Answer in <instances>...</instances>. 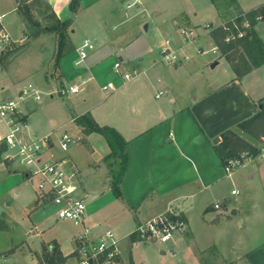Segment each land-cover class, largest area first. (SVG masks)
I'll return each mask as SVG.
<instances>
[{
	"label": "crops",
	"instance_id": "0c3cea01",
	"mask_svg": "<svg viewBox=\"0 0 264 264\" xmlns=\"http://www.w3.org/2000/svg\"><path fill=\"white\" fill-rule=\"evenodd\" d=\"M14 1L16 4L13 8H8L6 4L5 9L2 8L4 5L0 7V17L13 40L19 44L26 38L23 39L22 34L29 27L19 11V0ZM43 1L48 3L60 21L70 20L69 39L74 51L56 65L55 77H48L49 68L43 71L41 77H38L39 69H32L23 75L14 72L10 64L21 52L8 56L0 69V85L3 87L0 98L14 99L23 90L22 83L27 82L38 89L42 96L45 94L43 90H50L53 86L58 90L66 85L79 86L80 93L85 90V85L92 82L98 88L109 81L117 85L120 101L105 107L101 108L100 103H89L86 95L82 96V101H74L69 109L70 130L62 128V131H50L38 127L30 120L38 113L41 99H29L24 108V126L20 136L27 141L51 137L49 148H45L43 152L44 160L61 159L65 156L55 154V148L62 151L60 136L65 131L79 139L76 147H87L90 160L84 167H79L73 158L70 159L80 172L81 190L84 192L78 196L92 200L91 205L85 204L84 218L89 234H94L91 238L104 232L101 226L104 222L97 221L89 225L94 214L106 209L109 210L106 220L119 216L120 223L115 229L125 241L124 245L121 244L122 240L119 241L122 261L123 264H132L133 262L128 261L131 249L141 244L130 240L136 227L173 211L185 218V231L182 237L174 238L169 248L174 256L177 254L175 247L187 252L186 260L180 257L183 264H201L200 253L212 246L216 247L227 264H264L263 234L248 233L247 240L245 236L242 239V235L234 234L236 240L229 247L212 243L204 249L197 246L192 238L194 232L190 220L192 213L200 216L205 226H213L218 220L224 219L220 210L213 209V204L220 202L218 192L221 184L224 180L233 179L234 171L246 163L256 159L264 160L263 149L256 159L247 160L226 173L213 151L212 147L221 141V133L233 129L239 122L257 112V103L264 98V65L236 80L229 64L209 36L211 28L234 19L238 13L260 10L261 18L257 20L254 31L264 43V9H260L264 6V0H236L237 11L228 9L226 12L216 11L210 0H207L217 17V23H210L205 34L212 46L211 52L218 56L214 63L190 61L185 53L188 46L197 42L193 30L186 27L190 25L189 13L197 15L194 0H79L74 13L70 11L71 0ZM3 2L8 3L10 0ZM8 9L16 12L18 19L6 22L3 17L9 14ZM18 24L20 30L13 31V27ZM43 37L44 34L41 33L33 36L29 46ZM84 40H88L94 49L88 52L83 64L75 66L76 49ZM53 55L52 53L48 59L49 64ZM166 56L174 57V62L168 63ZM222 59L225 61L223 70L216 71ZM117 61H121L119 72L136 70L137 76L121 85V80L113 69ZM99 91L101 92L100 88ZM83 115H89L100 126L116 129L126 141L127 166L118 183L121 199H116L110 191L111 176L118 169L119 160L116 163L114 159H106L110 150L100 135H84L81 128L74 124L73 117ZM9 133L8 123L0 118L1 229L8 227L1 210L2 201H11L14 195L28 198L31 186L36 192L26 170L17 163L6 160L10 151L6 149L4 138ZM85 172L96 177L94 180L97 179V190L91 191L86 186L83 175ZM36 204L38 205L37 197ZM236 213L232 212V215ZM233 224L230 228L234 229ZM122 228L124 232L119 230ZM31 232L34 234V230ZM7 252L9 251L0 254V257H7L10 263V255L5 254ZM62 254L66 258L70 255Z\"/></svg>",
	"mask_w": 264,
	"mask_h": 264
},
{
	"label": "rangeland",
	"instance_id": "374dc122",
	"mask_svg": "<svg viewBox=\"0 0 264 264\" xmlns=\"http://www.w3.org/2000/svg\"><path fill=\"white\" fill-rule=\"evenodd\" d=\"M32 2H34V0H30V3ZM193 2L197 10V15L189 13L190 25H186V27L193 30L197 42L194 45L188 46L185 49V53L190 61L200 62L204 60L214 63V59H217L218 56L211 52L212 46L210 41L205 37V34L206 28L210 23H217V17L211 10L207 0H194ZM5 4L8 8H11L10 6L13 8L16 2L10 0V2L5 3L3 0H0V7L4 5L2 8L5 9ZM8 10L10 11L12 9ZM9 11H7L9 14L3 17L6 22L12 19H18L16 12ZM32 14L34 19L39 22V26H32L25 34H22V38L24 39V37H26V40L24 39L21 44L19 42V44L12 46V50L8 51V54L2 59L1 66L8 56L21 52L18 56L13 58L10 64L12 71L23 75L32 69H39L40 73L38 77H41L43 71L49 68L47 73L48 77H55L57 70L55 59L58 51V36L56 33H46L45 28L53 24L51 13L47 10L45 4L40 2V4H36L32 7ZM16 22L18 23V20H16ZM19 28L20 25L18 24L17 27H13V31L18 32L20 30ZM37 31L44 34V37L39 42L36 41L29 46L32 37ZM69 32L70 28L68 29V34ZM28 46L29 48L27 49ZM200 48L202 51L199 50ZM52 53L54 54L53 59H51V63L49 64L48 59L51 57ZM220 61V65L216 68V71L223 70L225 61L223 59ZM24 84L22 83L23 89L27 88L29 85L28 82ZM60 88L68 89L69 86L66 85ZM84 88L85 90L78 94L64 97L54 94L55 91H58V88L55 86L50 90H43L45 94L41 96V101L38 103L40 107L38 113H36L34 117H31L30 120L35 122V125L38 127L43 129L47 128L50 131H62V128L70 130V106L74 101H82V96L86 95L89 103L90 101L92 104L100 103L99 106L101 108L115 101H120L118 91L110 94L103 93V95L99 91L98 86L93 82L85 85ZM53 139L55 140V137H53ZM55 154L63 156L65 153L55 148ZM68 154L79 167H84L90 160L89 152L85 145L75 146V148L72 147ZM116 163H118V161H116ZM83 175L85 176L86 186H89L91 191L97 190L95 189V187H98L96 182L97 179L94 180L95 176L92 177V174L87 172ZM31 188L28 190V192H30L28 198H25L24 195L17 197L14 195L15 197L13 196L11 201H2L1 203V210L4 213L3 218L8 227L0 228V254L9 251L5 254L10 255V264H35L37 259L40 260L44 255V247H48L52 242L58 243L64 254H70L73 248V239L80 233V227L75 226L70 220L58 218L57 208L53 205L49 203L35 205L37 196L35 189L32 186ZM231 190L237 191V196H232L230 194ZM83 192L84 191L80 190L79 195H82ZM218 194V200L222 207L219 213L224 219H227V221L221 219L215 222L213 226H205L200 220V216L196 213H192L190 216L191 225L193 226H191V228H193L194 232L192 238L197 246L206 249L212 245V243H215L219 244L221 247L227 248L235 242L236 237H234V234L242 235V239L245 236L246 240L249 239L248 233L264 235V160L260 161L256 159L236 169L233 174V179L224 180L219 187ZM223 199L224 201L221 202ZM91 203L92 200L90 198L85 200L87 206L91 205ZM108 211L109 210L105 209L94 214L89 225H93L97 221L104 222L101 225L103 231L112 232L114 238L120 241L122 239L118 236L119 233L115 229L120 223V217L117 216L114 219L106 220V213ZM232 212L237 213L232 215ZM218 222L220 223L216 224ZM232 223H234V229L230 228ZM0 225H2V222H0ZM32 230H34V234L31 232ZM119 230L124 232L123 228ZM184 231L185 227L181 231H177L167 243L150 242L134 246L131 249V257L128 258V261H130V263L133 262L132 264H183L180 257L186 260L187 257L185 254L187 252H183L184 249L179 250L175 247L174 249L177 254L174 256L170 253L169 244L172 243L174 238L179 236L182 237ZM228 232L229 234L227 235ZM93 235V232H91L89 237L91 238ZM124 242L125 241L122 240L121 244L124 245ZM247 244L250 246L249 242ZM124 260L128 262L125 258ZM200 262L203 264H227L226 261L220 257L214 246L200 253ZM229 264L235 263L231 262Z\"/></svg>",
	"mask_w": 264,
	"mask_h": 264
},
{
	"label": "built area",
	"instance_id": "2783aa9c",
	"mask_svg": "<svg viewBox=\"0 0 264 264\" xmlns=\"http://www.w3.org/2000/svg\"><path fill=\"white\" fill-rule=\"evenodd\" d=\"M243 27L247 28L248 23L244 22ZM185 34L184 31H182ZM242 33H238L241 37ZM22 43V42H21ZM20 43V44H21ZM17 44L11 34L4 27L2 17H0V69L1 61L8 51L12 50V46ZM93 45L84 40L76 49L77 60L75 66H80L87 58L89 51H92ZM167 62H174L175 58L166 56ZM121 61L115 62L113 69L118 74L121 85L130 82L137 76V71L119 72ZM100 90L104 94H110L117 90V85L109 81L101 85ZM79 86H70L68 89L61 88L57 91L58 96L77 94ZM3 93V87L0 85V97ZM42 93L28 85L24 88L15 99L0 98V118L6 121L10 127V133L4 138V144L7 151H10L6 160L17 163L23 167L31 182L36 187V196L38 205L51 204L57 208L59 219L70 220L75 226L82 229V232L73 239V249L70 255L62 264H123L119 241H117L112 232L104 231L96 238H90V230L84 224L85 218V197H79L78 194L81 187L80 172L76 168L69 156L70 149L79 143V139L67 131L60 136V147L65 153L61 159L46 161L43 159L45 148H49L52 141L50 136L25 140L20 136L22 127L24 126V108L29 99L39 101ZM259 145L264 149V131L259 137ZM243 153L241 157H245ZM251 160L249 158L245 159ZM244 164V163H243ZM242 164V165H243ZM241 166L237 161H229L225 167L226 173H230L233 169ZM235 190L231 191V195H237ZM213 209L218 211L221 209L220 203L213 204ZM173 211H168L164 215H160L155 219L139 225L133 232L136 235L137 242L150 243L169 242L177 231L184 228V223L178 220H172L171 217H177ZM0 264H10L7 257H0ZM36 264H46L45 262H37Z\"/></svg>",
	"mask_w": 264,
	"mask_h": 264
},
{
	"label": "trees",
	"instance_id": "16d2710c",
	"mask_svg": "<svg viewBox=\"0 0 264 264\" xmlns=\"http://www.w3.org/2000/svg\"><path fill=\"white\" fill-rule=\"evenodd\" d=\"M40 2L46 5L53 19V24L46 28V32L56 33L58 36V51L55 59L58 66L63 57L74 51L68 34L70 20L60 21L48 3L43 0H34L32 3L29 0H19V11L29 29L32 26H39V22L33 17L32 7ZM210 2L218 12H226L228 9L237 11L238 9L236 0H210ZM78 3L79 0H71L70 11L72 13L77 10ZM260 9L263 10L264 6ZM260 12V10H251L245 14L238 13L234 19L211 28L209 31V36L220 55L229 64L236 80L264 65V43L254 31L257 20L261 18ZM244 22L248 23L247 28L243 27ZM239 32L242 33L241 37H238ZM39 33L37 31L34 36ZM257 106V112L253 116L239 122L233 129L221 133V141L212 147L224 168L228 166L229 161H237L242 165L245 159L253 160L261 155L262 147L259 145V137L264 131V98L257 103ZM73 122L81 128L84 135L96 133L105 140L110 150L106 159L119 160V167L111 176L110 191L116 199H121L118 183L127 166L126 141L116 129L98 125L89 115L73 117ZM243 153L246 154L245 157H241ZM171 219L185 223V218L182 216L171 217ZM130 240L137 242L134 233L131 234ZM44 250L41 261L46 264H62L66 260L56 242L44 247Z\"/></svg>",
	"mask_w": 264,
	"mask_h": 264
},
{
	"label": "water",
	"instance_id": "95a60500",
	"mask_svg": "<svg viewBox=\"0 0 264 264\" xmlns=\"http://www.w3.org/2000/svg\"><path fill=\"white\" fill-rule=\"evenodd\" d=\"M234 214V213H233Z\"/></svg>",
	"mask_w": 264,
	"mask_h": 264
}]
</instances>
